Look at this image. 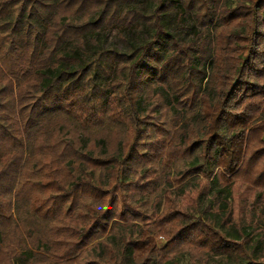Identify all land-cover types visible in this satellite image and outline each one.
Listing matches in <instances>:
<instances>
[{"label":"trees","instance_id":"1","mask_svg":"<svg viewBox=\"0 0 264 264\" xmlns=\"http://www.w3.org/2000/svg\"><path fill=\"white\" fill-rule=\"evenodd\" d=\"M241 189L264 227V0H0V264H264Z\"/></svg>","mask_w":264,"mask_h":264},{"label":"rangeland","instance_id":"2","mask_svg":"<svg viewBox=\"0 0 264 264\" xmlns=\"http://www.w3.org/2000/svg\"><path fill=\"white\" fill-rule=\"evenodd\" d=\"M116 33V31H113L112 33H110V35L108 36V42L109 44H112L114 45L115 48L119 49L121 48L120 44H118L115 39H114V34ZM193 37V34H188L187 35V39H192ZM166 72L163 70V69H159L157 71V75L158 76H162L164 75ZM165 89L166 88V85H163ZM178 91V93L180 94L181 92H184L185 90V86H180L176 89ZM186 98L184 100H182V102H189V94L186 93ZM150 97V96H149ZM154 102L157 103L159 102L158 98L155 97L154 99ZM174 104H172V109L175 110V111H179L181 110V102L178 103V102H173ZM166 108V107H164ZM163 114H166L165 110H163ZM174 112V111H173ZM170 117H173V113L172 111L168 112V118ZM247 193H245L243 191V189L239 190V192L235 195H233L232 198L228 199V202H229V207L232 208L233 210V215L231 217V223L233 222V224H239L241 222H239V216H240V213L243 209V211H245L244 209V206L242 207V204H243V199L244 197L246 196ZM239 195H241V197H238ZM182 201H184V198L181 199ZM247 214H244V216H246ZM243 216V215H241ZM244 218V217H243ZM251 219L249 217H245V220H243V222L241 223V225L243 226V231H244V234L243 235L244 237H251L253 239H257V238H260V234L262 232V230H264V227H262V225H260L259 221H257L256 219L251 223L250 221ZM230 237L232 238H235V234H231L229 235ZM250 238V239H251ZM245 239H242V241H244ZM157 247H159V249H161L163 247V244L164 242H162L161 240H158L157 239ZM181 262H188V260L185 258L183 260H181ZM216 263V260H213V262H211L210 264H215Z\"/></svg>","mask_w":264,"mask_h":264}]
</instances>
